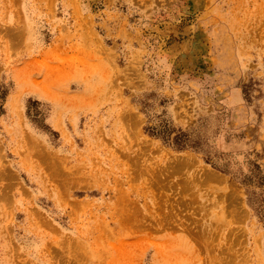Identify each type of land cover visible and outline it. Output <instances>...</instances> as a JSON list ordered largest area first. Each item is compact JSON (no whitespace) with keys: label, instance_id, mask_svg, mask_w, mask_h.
Masks as SVG:
<instances>
[{"label":"rangeland","instance_id":"obj_1","mask_svg":"<svg viewBox=\"0 0 264 264\" xmlns=\"http://www.w3.org/2000/svg\"><path fill=\"white\" fill-rule=\"evenodd\" d=\"M0 264H264V0H0Z\"/></svg>","mask_w":264,"mask_h":264},{"label":"bare ground","instance_id":"obj_2","mask_svg":"<svg viewBox=\"0 0 264 264\" xmlns=\"http://www.w3.org/2000/svg\"><path fill=\"white\" fill-rule=\"evenodd\" d=\"M216 181V180H215Z\"/></svg>","mask_w":264,"mask_h":264}]
</instances>
